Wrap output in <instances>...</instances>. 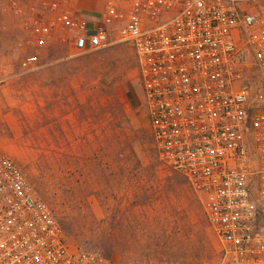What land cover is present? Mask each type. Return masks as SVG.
Returning <instances> with one entry per match:
<instances>
[{
    "label": "built area",
    "instance_id": "1",
    "mask_svg": "<svg viewBox=\"0 0 264 264\" xmlns=\"http://www.w3.org/2000/svg\"><path fill=\"white\" fill-rule=\"evenodd\" d=\"M80 0H11L48 45L130 44L161 161L185 176L223 248L220 264H264V86L245 80L264 66V0H99L91 20ZM68 36H65V35ZM38 50L22 65L35 68ZM0 264H127L70 246L51 205L0 148Z\"/></svg>",
    "mask_w": 264,
    "mask_h": 264
},
{
    "label": "rangeland",
    "instance_id": "2",
    "mask_svg": "<svg viewBox=\"0 0 264 264\" xmlns=\"http://www.w3.org/2000/svg\"><path fill=\"white\" fill-rule=\"evenodd\" d=\"M10 1L0 0V148L51 205L70 246L127 264H220L201 200L159 157L134 48L82 52L57 33L37 48ZM37 50L35 68L24 67ZM56 64L67 65L57 77ZM246 65L245 81L264 86V66Z\"/></svg>",
    "mask_w": 264,
    "mask_h": 264
},
{
    "label": "crops",
    "instance_id": "3",
    "mask_svg": "<svg viewBox=\"0 0 264 264\" xmlns=\"http://www.w3.org/2000/svg\"><path fill=\"white\" fill-rule=\"evenodd\" d=\"M80 12L86 16L88 19L94 20L98 18L101 14L103 3L99 0H80L78 2ZM244 7V5H242ZM56 68V77L58 72H60L61 68H66L67 65L56 64L54 66Z\"/></svg>",
    "mask_w": 264,
    "mask_h": 264
},
{
    "label": "trees",
    "instance_id": "4",
    "mask_svg": "<svg viewBox=\"0 0 264 264\" xmlns=\"http://www.w3.org/2000/svg\"><path fill=\"white\" fill-rule=\"evenodd\" d=\"M106 245L105 244H103V247H105ZM111 248H113V247H111ZM109 251V250H108Z\"/></svg>",
    "mask_w": 264,
    "mask_h": 264
}]
</instances>
